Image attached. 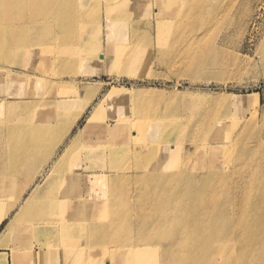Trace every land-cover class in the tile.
Wrapping results in <instances>:
<instances>
[{
  "label": "bare ground",
  "instance_id": "6f19581e",
  "mask_svg": "<svg viewBox=\"0 0 264 264\" xmlns=\"http://www.w3.org/2000/svg\"><path fill=\"white\" fill-rule=\"evenodd\" d=\"M97 1L0 0V43L10 49L8 56L12 62H21L24 54H20L19 48L28 47L24 45L23 36H18V44L14 37L29 30L27 40L36 52L45 49L55 52L56 57L65 62L81 61L92 50L86 47L88 49L84 51L82 46L69 43L75 36L74 25L78 19L73 17V12ZM215 1L104 0L109 10L116 13V19L155 3L158 7L155 21L162 32L170 23L179 31L193 18L205 19L207 9L213 8ZM223 1L226 6L222 15L237 5L246 4V0ZM28 9L32 10L30 14L26 12ZM176 15H180L181 20L173 21ZM202 34L203 31L196 34V41L185 47V52L190 54L187 66L191 68L201 66L206 57L204 47L197 41ZM25 53L28 62L31 51ZM124 56V51L119 50L113 64L125 59ZM98 58L101 59V52ZM138 60L139 57H132L129 61L135 65ZM253 60V65L260 66V72L255 76L257 83L264 79V47ZM5 75L0 77V93H34L37 90L35 85L29 84L30 81L36 83V79L29 77L28 80L15 73ZM51 85L50 100L44 108L35 110L27 103L22 105L7 100L1 104L7 108V114L5 116L0 108V119L7 120L8 124H0V224L11 208L15 213L0 232V247L8 250L0 257V264H6L5 254L12 263L19 258L22 263L36 264L44 254L39 257L31 241L46 245L59 230L68 242L63 250L64 264H264V112L260 113L256 106L259 92L247 95L255 104L251 109L222 110L217 122L203 124L200 131L196 129L198 126L195 127L188 138V151L182 149L184 134L178 133L172 139L160 142L158 155L145 167L146 172L132 177L116 174L112 178L111 193L117 196L108 211L106 188L98 187L108 174L103 170L80 174L77 170L75 177H83L87 199L92 198L95 188L103 193L101 200L94 198L101 201L99 205L91 204L82 211L85 220H93L105 212L100 221L93 220L85 226L76 225L78 221L57 220L60 224L55 227L56 185L61 179L56 177L59 171L56 158L51 160H54L53 165L46 173L47 165L42 162L48 153L37 145L51 130L53 119L63 120L60 124L68 131L80 112L67 114L69 105L62 98L65 90L62 91L59 84ZM202 108V105H195V113H201ZM98 109L87 116L81 130L95 132L107 156L114 157L110 166L120 168L117 156L123 151L114 148L116 143L111 132H116L121 124L115 120L112 127L101 123L94 125L100 122ZM13 114L15 118L11 116ZM230 115L232 121L225 122V117ZM136 130L132 134L134 144L140 148L150 146L152 142L144 137L146 129L136 126ZM129 131L130 126L125 125L121 133L125 135ZM183 151L187 156L175 165L167 162L173 153L182 154ZM59 158L61 156L57 160ZM37 172L40 180L34 179ZM126 179L135 184L131 192H127L120 182Z\"/></svg>",
  "mask_w": 264,
  "mask_h": 264
},
{
  "label": "rangeland",
  "instance_id": "374dc122",
  "mask_svg": "<svg viewBox=\"0 0 264 264\" xmlns=\"http://www.w3.org/2000/svg\"><path fill=\"white\" fill-rule=\"evenodd\" d=\"M245 2L248 5H237L231 12L222 15L226 2L216 0L214 2L216 8L207 9L205 19L193 18L179 31L170 23L162 32L155 21L158 8L155 3L148 8H137L128 16L116 19V13L109 10L104 0H99L73 12V17L78 19L74 25L75 36L69 43L82 46L84 51L88 48L92 50L91 54L84 56L81 61L65 62L57 58L55 52L48 50V53L45 49L36 52L34 45L30 46L27 40L29 30H25L24 35L19 33L14 37L16 42L19 41L18 36H23L24 45L28 47L19 48L20 54H24L21 62H12L8 56L10 49L0 43V77L4 78L7 73H15L21 78L29 80L30 77L37 80L34 84L33 81L29 82L36 86L37 90L34 93H0V108L5 116L7 108L1 104L6 100L22 105L27 103L29 108L35 110L44 108L50 100L48 91L51 84L52 87L59 84L62 91L65 90L62 92V98L66 99L69 105L67 114L80 112L68 131L60 124L63 120L53 119L51 130L37 145L41 151L48 153V157L42 162V165H47L46 173L56 158L55 164L59 170L56 177L62 180L56 185L55 227L59 226L58 221L71 223L78 221L76 225L85 226L91 224L93 220L100 221L101 214L105 212L98 218L95 217L96 219L85 220L86 216L82 215V211L91 204L99 205L103 193L95 188L92 198L87 199L83 177L78 179L75 177L74 173L77 170L81 172L80 174L91 170H103L108 174V177L98 185L106 188L108 211L112 207L111 201L117 196L111 193L114 185L112 178L116 174L132 177L146 172L145 167L158 155L160 142L183 133L182 149L188 151V138L195 127L198 126L196 129L200 131L203 124L217 122L220 119L218 114L222 110L236 112L240 108L249 110L254 107L253 100L247 96L249 93L259 92L256 106L260 108V113L264 112V79L256 83L255 76L259 74L260 66L253 65L256 54L264 47V0ZM31 11L26 10L27 14ZM174 19L181 20V16L176 15L173 21ZM202 31L201 39L197 41L204 47L206 56L204 65H194L191 68L187 66L190 54L185 52V47L196 41L195 35ZM119 50L124 51L125 59L114 65V56ZM29 51L31 53L27 62L28 54L25 52ZM132 57H139L135 65L130 64L129 60ZM195 105L203 106L201 113H195ZM97 108L100 122H95L94 125L101 123L112 127L115 120L121 124L116 132H111L116 143L114 148L123 151L117 156L120 168L110 166V161L114 157L107 156L106 149L99 145L95 132L81 130L87 116ZM20 111L18 110L19 114ZM11 116L15 118L14 114ZM231 117L232 115L225 117V122L232 121ZM0 124L8 123L7 120L0 119ZM125 125L130 126L128 132L130 136H127L128 133L125 135L121 133ZM136 126L146 129L144 137L152 142L150 146L140 148L134 144L132 134L137 131ZM73 137L75 140H71ZM59 156L61 158L57 160ZM186 156L187 152L184 151L182 154L173 153L167 162L175 165ZM52 159L54 160L51 161ZM37 176L38 172L34 179L40 180ZM120 179L119 177L117 181ZM120 182L127 192H131L135 185L127 179ZM26 194L27 192L24 195ZM96 197L100 200L95 201ZM14 213L15 209L11 208L0 224V232L13 218ZM58 232L50 237L46 245L40 246L37 241H31L37 255L40 257L44 254V258L39 259L36 264H64L63 250L68 242L62 231ZM4 251L8 252L0 247V257L4 255ZM5 255L6 264H31L30 261L22 263L18 261L19 258L12 263L7 259L9 255Z\"/></svg>",
  "mask_w": 264,
  "mask_h": 264
}]
</instances>
